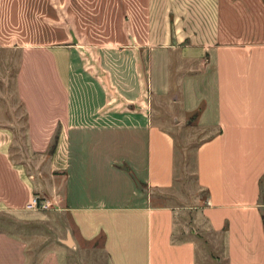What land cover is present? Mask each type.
Returning <instances> with one entry per match:
<instances>
[{
  "label": "crops",
  "instance_id": "1",
  "mask_svg": "<svg viewBox=\"0 0 264 264\" xmlns=\"http://www.w3.org/2000/svg\"><path fill=\"white\" fill-rule=\"evenodd\" d=\"M86 4L104 30L96 47L49 29V0H0L30 146L15 149L0 126V216L33 218L25 205L39 196L67 224L61 245L97 244L107 264H198L178 211L152 202L174 185L172 132L192 117L194 222L219 238L215 261L264 264V0ZM70 136L103 149H69ZM26 243L1 230L0 264H28Z\"/></svg>",
  "mask_w": 264,
  "mask_h": 264
},
{
  "label": "rangeland",
  "instance_id": "2",
  "mask_svg": "<svg viewBox=\"0 0 264 264\" xmlns=\"http://www.w3.org/2000/svg\"><path fill=\"white\" fill-rule=\"evenodd\" d=\"M49 0L54 6L52 12L57 14L58 23L48 22L49 29H64L69 31L75 38V34L82 40V45L96 47L104 44V30L103 26L94 25L93 21L89 23L88 16L90 10L85 8L86 0ZM79 3V4H78ZM59 5V6H57ZM83 6V7H79ZM79 7V9H78ZM51 12V10H49ZM35 11H33L34 13ZM37 12V11H36ZM49 12V15H50ZM36 16L26 18L25 21L31 23L32 29L35 24L39 22L38 13ZM28 30V26H25ZM113 27L112 30H114ZM8 32V31H7ZM10 33V32H8ZM5 36V35H4ZM8 37V36H7ZM4 38V37H3ZM3 45H12L13 42L5 40L0 42ZM71 43H66L70 45ZM7 46V47H8ZM17 50L10 48H0V126L9 127L13 131L11 138V145L15 149H30L29 139L26 138L25 132V117L24 112L19 103L15 92V73L19 62V55ZM144 84H147L146 75L144 77ZM167 121V120H166ZM193 118L188 117L178 126L174 132L173 141L175 149L178 150L175 160V181L173 187L162 194L163 198L156 200L152 198V202L175 208L178 211V225L182 229V237L191 238L199 248L198 264H222L218 255L219 238L215 235H209L202 229L197 228L194 222V214L197 211L196 205L193 202L192 195V153L195 146L202 139L198 130L194 127ZM55 128L53 135L50 137L47 152L53 149L56 139ZM41 139H38V141ZM88 141V140H87ZM69 149H103L101 146L93 145L89 140L88 144H75V137L69 138ZM71 164L69 169V177L71 174ZM70 185V181H69ZM70 187V186H69ZM70 191V188H69ZM37 197V196H34ZM38 200L41 198L38 196ZM27 213L34 215L33 218H26L15 221L11 218L0 216V231H5L13 237L21 238L26 243V254H29L31 260L28 264H39L40 259L45 255L50 257H57L59 264H107L105 258L102 256L99 245L86 244L83 242L75 243L67 247L59 243V239L64 241L67 231L66 222L59 217V213L55 208L50 206L47 209L40 210H25ZM264 212V210H263ZM71 242V238L69 236ZM64 244V243H63ZM216 244V249L214 247ZM167 261V259H165ZM155 264L157 259L155 258ZM163 264H169L165 262Z\"/></svg>",
  "mask_w": 264,
  "mask_h": 264
},
{
  "label": "built area",
  "instance_id": "3",
  "mask_svg": "<svg viewBox=\"0 0 264 264\" xmlns=\"http://www.w3.org/2000/svg\"><path fill=\"white\" fill-rule=\"evenodd\" d=\"M48 203L46 201H40L37 199V197H31L29 202L25 205L26 210H44L47 209Z\"/></svg>",
  "mask_w": 264,
  "mask_h": 264
},
{
  "label": "trees",
  "instance_id": "4",
  "mask_svg": "<svg viewBox=\"0 0 264 264\" xmlns=\"http://www.w3.org/2000/svg\"><path fill=\"white\" fill-rule=\"evenodd\" d=\"M261 223H262L263 230H264V212L261 213Z\"/></svg>",
  "mask_w": 264,
  "mask_h": 264
}]
</instances>
